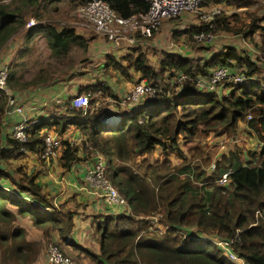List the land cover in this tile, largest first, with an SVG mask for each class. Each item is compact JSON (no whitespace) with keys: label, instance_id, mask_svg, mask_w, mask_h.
<instances>
[{"label":"trees","instance_id":"16d2710c","mask_svg":"<svg viewBox=\"0 0 264 264\" xmlns=\"http://www.w3.org/2000/svg\"><path fill=\"white\" fill-rule=\"evenodd\" d=\"M57 1L60 0L0 2V50L25 27L29 16L38 23L29 34H42L52 56L65 55L69 45L74 43L88 51L91 39L85 40L73 28L57 29L40 22L45 11L56 9L53 5ZM104 1L124 19L149 9L145 0ZM68 3L77 6L83 0H69ZM255 3L256 0H202L200 9L219 5L247 9ZM247 18V36L259 33L260 41L254 46L264 56V14L259 17L247 13ZM213 25L210 31L213 34L241 33L222 12L215 17ZM203 32H209L208 25L200 22L198 26L174 30L171 38L177 42L184 37L191 49H207L198 47L193 40V36ZM153 35L136 36V44L118 59L109 56L110 53L104 58L106 71L119 74L131 81L132 86L143 80L157 90L154 100L141 101L146 103L145 106L132 107L121 113L120 124L114 130H106L100 121L102 111L94 108L92 97L97 93L110 99H117V96L105 84L93 83L80 88L77 93L89 94L87 109L71 108L69 100L66 115L30 125L25 130L26 143L21 144L2 135L11 97L0 91L2 162L10 164L22 157V146L26 153L40 156L46 130L54 129L62 135L73 126L84 140L78 147L70 146L66 141L61 143L63 169L81 161L77 157L79 152L92 159L100 155L105 163V178L130 210V214L104 217L95 222L100 233L99 254H96L73 242L70 233L74 213L62 211L51 203L36 182L35 174L26 173L20 166L13 173L0 165L1 263L34 264L38 258L41 243L28 241L25 231L15 226L17 216H20L28 217L32 225L41 230L45 243L54 242L62 255L73 262V252H82L94 264H240V261H232L217 245L218 241H224L244 264H264V219L257 215L264 212V88L261 87L264 80L258 77L259 71L249 56L241 57L233 47H225L200 61H193L178 52L162 53L156 71L143 50ZM217 68L242 75L244 82L221 83L222 88L217 86L213 92L195 86L196 79L210 77ZM133 73L138 75L135 82ZM179 75L190 79L177 83ZM18 79L16 69L10 68L7 89L12 92L51 83V78L41 72L29 81ZM248 115L250 119H247ZM242 122H246L261 145L260 149L258 146L248 152L251 155L248 163L240 158L243 152L234 148L215 158L210 156L207 173L194 164L197 157H202V150L189 146L190 158L180 150V143L190 145L197 134L206 137L231 135ZM157 148L161 150L162 160L151 163L146 156ZM171 154L180 160L179 165H171L168 159ZM227 172L226 182L218 184ZM157 215H160L158 224L162 236H158L148 220L149 216ZM53 233L58 235V241L51 239Z\"/></svg>","mask_w":264,"mask_h":264},{"label":"rangeland","instance_id":"374dc122","mask_svg":"<svg viewBox=\"0 0 264 264\" xmlns=\"http://www.w3.org/2000/svg\"><path fill=\"white\" fill-rule=\"evenodd\" d=\"M11 1L12 0H0V2L4 4H10ZM68 1L69 0H60L55 2L53 6H55L56 9L55 10L49 9L48 11H45L40 22L42 24L53 25L57 29H61L64 27L73 28L75 30V33L83 37L85 40L91 39V41L89 42L90 47L88 51L87 49L86 51H83L81 46L74 43L69 45L68 51L65 55H62L60 57H54L50 53V50L47 46V41L43 37L39 38L30 45L32 51H30L28 56H25L19 61L18 60L15 61V63L20 67V77L23 79L25 78L31 79L35 74L41 72L42 74H44L45 77L51 78L52 81L56 80L57 87H54L52 89L51 91L52 95L53 97H61L60 93H58L56 90L59 88H63L64 91H66L68 98L65 101V104L77 94L76 88L79 82L105 84L107 87L111 89L113 94H117V93L119 94L117 95L116 102L123 100L129 91L126 84H129L131 88L132 87V84H130L131 81H127L126 79H124V77L120 76L117 73L106 71L104 69V65H105L104 58L106 55H98L97 53L94 52L95 51H100V52L105 51L107 53L110 52L111 55L109 56H114L115 58L118 59L124 56L125 54H127L129 50L117 49L113 51L112 50L107 51L106 50L107 43L105 38H103L102 36H98L95 33H93L92 30L85 28L80 24L79 20L76 19L75 9L79 4L77 6H74L69 4ZM215 8L221 9L222 14L228 16L230 18L232 26H234L235 29L240 30L241 33L237 35H229V34H215V33L213 34L211 32L212 37L210 39L196 43L198 47L205 46L207 47V49H200V48L191 49V47L188 44H186L184 37H181L177 42H175L172 40L171 35L174 33V30H179V31L185 30L188 27H191V25L199 24V22H201L200 21L201 13L198 12L196 14H192L193 16H190L187 13H183L177 19L164 21L159 27V29L153 35V38L147 42L148 46L143 48V50L147 55L149 63L155 68L156 71H158L159 61L162 58V53L178 52L183 56H187L193 61H200L209 58V55L214 52L224 50L225 47H233L238 51L241 57L247 55L249 56L250 60L253 61V63H255V66L259 71L258 77L264 80V56L261 55L254 46L260 41L259 33L258 32L254 33L252 37L247 36L249 32V29L247 27V24L249 22V19L247 18V13L256 14L259 17L262 14H264V0H256V3L247 9L246 8L237 9L225 5H219L218 7ZM210 10L212 9H207V10L201 9V12H208ZM30 20L36 22L35 19H32L28 16L27 23ZM25 28L26 27L22 28L24 29L23 30L24 33L26 31ZM13 57L14 54L12 55V58ZM133 76H135L134 82L137 81L138 75L133 73ZM167 83L168 81L166 80L165 84ZM219 88L221 89L222 87L219 86ZM209 92H213V91H209ZM92 100H95L94 108L97 109L100 108L102 113H105L107 110H111L109 113H107L108 115L114 113H123L125 112L126 109V107L123 108L121 106H119L118 108L114 107L115 100L102 97L101 94L93 95ZM124 104L128 106L127 102H125ZM145 104H146L145 102H136L134 105H131L130 108L136 106L138 108H141L145 106ZM112 110H116V111H112ZM59 112L60 115H62V113L66 114L64 109H59ZM109 117L110 120L113 119V116L109 115ZM105 119L106 118L104 116L100 118L102 123L105 121ZM119 124L120 122L115 125H110V124L109 125L112 126L113 128H116L119 126ZM50 133L52 134L55 133L56 135L60 136L58 133L53 131H51ZM258 143H259L258 140H256V137L253 135V133L247 126L246 122H242L238 124V128L236 132L231 135H221V136L209 135L208 137H206V136H202L201 134H197L190 145L180 143V150L183 153V155L186 156L187 158H190V154L188 151L189 146L192 145L198 148L199 150H202L204 152L202 157H197L194 164L200 165V167L204 168L205 172L208 173L209 171L207 164H208V158L210 156L215 158L217 155L222 154L221 152L223 151H224L223 153H228L234 148H238L240 152H243L240 154L241 160H245V163H248L250 161L249 159L251 156L249 155L248 152L252 151L251 149L254 150L258 148L259 146ZM260 147L261 145L259 146V149ZM146 158L151 163H154L156 160L160 162L162 160L161 150L157 148L154 153L146 156ZM168 159L171 162V165L180 164V160L173 154H171ZM7 164L9 163L2 162L0 160V165H2L4 169L10 170V172L15 173L18 165L13 162H10L9 166H7ZM21 165L24 166L25 164L23 165L22 163ZM148 218L150 223L152 222L151 223L152 228L157 230L158 236H162L161 234L163 233L161 232L160 229L161 225L158 224L160 215H157L155 217L149 216ZM32 237L33 238L36 237L40 239V237H38L35 234H32ZM41 243L42 244L39 252L40 258H37L35 263L49 264L47 260L48 244H46L43 240L41 241ZM74 254H77V252H75ZM74 263L79 264V261L74 260ZM0 264H9V263L0 262Z\"/></svg>","mask_w":264,"mask_h":264},{"label":"crops","instance_id":"0c3cea01","mask_svg":"<svg viewBox=\"0 0 264 264\" xmlns=\"http://www.w3.org/2000/svg\"><path fill=\"white\" fill-rule=\"evenodd\" d=\"M188 15L193 16L192 14ZM198 25L199 24L191 25V27ZM35 27H37V25L31 28H25V33L23 31L24 29L21 28L19 32L11 37L0 50V63L6 64L8 66V72L9 67L16 69L17 77L20 81H29L31 79H23L20 77V67L15 63V61H19L25 56H28L30 51H32L30 45L35 40L43 37V35L40 33L29 34V30ZM135 44L136 38L132 46L122 49L128 50ZM94 53H97L98 55L109 54L105 51H95ZM13 54L14 57L12 58ZM89 84L93 83L79 82L77 84L76 93L79 92L80 88ZM126 85L130 91L132 87L130 88L129 84ZM54 87H57L56 80H51V83L46 86L38 85L33 89L29 88L26 90L12 91L13 93L7 89L5 93L11 97V100L9 102L8 109L6 110L7 112L4 118L2 135L10 136L13 127L23 119L37 121L38 123L51 119L57 116V114L60 115L59 109H64L66 112L67 105L65 104V101L68 99L66 91H64L63 88L58 87L59 89L56 91L60 93L61 97H53L51 91ZM96 95L99 94L97 93ZM115 95L117 96L119 94L117 93ZM114 100V107H126L125 111L131 109H128V106L122 104L121 101L116 102L117 99ZM16 108H20L21 111L17 112ZM110 111L111 110H107L105 112L106 114H101V117L104 116L106 118L105 120H107L109 115L113 116L112 120L109 119L107 123L105 121L102 123L104 124L106 130L113 128L110 125H115L116 122H120L121 113L108 115L107 113ZM62 115L66 114L62 113ZM111 122L114 123L111 124ZM46 131V134H52L50 132H54V129ZM53 135L57 136L61 143L66 141L70 146L76 147L80 146L84 140L81 132L73 126H69L65 133L60 135L61 138L55 133H53ZM4 143L5 141H2V144ZM62 149L63 147L61 144L55 149L54 156L47 160L41 158V156H36L35 154L24 153L22 157L16 161H13V163L22 167L24 170L26 169V173L35 174L37 176L36 182L41 186L43 194L50 200L51 203H53L56 207H59L62 211L68 210L74 213L73 227L70 233V238L73 240V242H75V244H77L79 247L87 248L92 252L99 254L100 233L96 228L95 222H100L104 217L130 214V210L127 208V206L123 207L116 202L109 200L102 189L92 187L87 182V172L93 167L96 158L101 157L100 155L96 156L95 159H92L90 157L83 156V154L79 152L77 157L81 159V161L74 163L69 169L65 170L63 169L62 162L60 160L62 156ZM22 163L23 165L25 164V168L21 165ZM15 226L25 231L26 239L28 241L41 243L43 240L45 242L41 230L36 229L28 217L17 216ZM32 234L37 235L40 237V239L36 237L33 238ZM51 239L53 241H58V235L53 233ZM70 250L71 249H69V251ZM38 258H40L39 255ZM73 258L75 261H79V264H94L87 256L83 255L82 252L77 254H74L73 252Z\"/></svg>","mask_w":264,"mask_h":264},{"label":"built area","instance_id":"2783aa9c","mask_svg":"<svg viewBox=\"0 0 264 264\" xmlns=\"http://www.w3.org/2000/svg\"><path fill=\"white\" fill-rule=\"evenodd\" d=\"M149 4V9L146 13H138L130 18L124 19L117 16L113 10L108 6L104 0H83L75 9V17L80 24L85 28L92 30L98 36L105 38L107 43V51H113L130 47L134 44L136 36L147 38L152 36L161 26L164 21L179 18L183 13L196 14L200 12V21L208 25V33H200L193 36L196 43L203 42L212 37L210 31L214 28L213 21L217 15L220 14L221 9L211 8L208 12H201L200 5L202 0H145ZM38 23L30 20L25 27L31 28ZM110 53V52H109ZM8 77V66L0 63V91H7L6 81ZM190 79L184 75H179L176 82L182 83ZM242 75L229 74L225 68H217L208 78H198L194 81L195 86L206 91H214L221 83H243ZM264 88V82L261 83ZM157 90L148 85L145 81H140L132 86L128 94L121 103L135 104L136 102L152 100L156 98ZM99 94V93H98ZM153 99V100H154ZM71 108L87 109L89 107V94L75 95L69 102ZM20 112V108H16ZM110 117L105 120L107 121ZM250 119V115L247 116ZM37 123V121H29L23 119L16 124L10 134L11 139L16 140L21 144L26 143L25 130L30 125ZM118 122H116L117 124ZM61 145L60 139L53 134H45L44 147L41 153V158L47 160L54 156V151ZM224 149V147H223ZM222 149V150H223ZM221 150V151H222ZM21 153H26L25 148H20ZM105 163L102 157H98L93 164V167L87 172V182L92 187L102 189L106 197L126 207V201L120 196L118 191L113 187L111 182L104 176ZM229 172L223 174L218 180V184L222 185L226 182ZM257 215L264 219V212H258ZM220 246L229 256V258L240 264H244L234 254L231 253L229 245L226 242L218 241ZM47 260L49 264H75L69 258L62 255L58 246L53 242L48 244Z\"/></svg>","mask_w":264,"mask_h":264},{"label":"water","instance_id":"95a60500","mask_svg":"<svg viewBox=\"0 0 264 264\" xmlns=\"http://www.w3.org/2000/svg\"><path fill=\"white\" fill-rule=\"evenodd\" d=\"M115 128H109L108 130H114Z\"/></svg>","mask_w":264,"mask_h":264},{"label":"bare ground","instance_id":"6f19581e","mask_svg":"<svg viewBox=\"0 0 264 264\" xmlns=\"http://www.w3.org/2000/svg\"><path fill=\"white\" fill-rule=\"evenodd\" d=\"M114 122H111V124H113Z\"/></svg>","mask_w":264,"mask_h":264}]
</instances>
